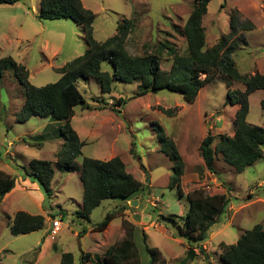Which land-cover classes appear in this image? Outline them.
I'll return each instance as SVG.
<instances>
[{
	"label": "rangeland",
	"instance_id": "1",
	"mask_svg": "<svg viewBox=\"0 0 264 264\" xmlns=\"http://www.w3.org/2000/svg\"><path fill=\"white\" fill-rule=\"evenodd\" d=\"M39 1L0 4V58L11 56L24 65L30 83L35 86L57 81L60 77L57 69L86 50L81 25L72 19L38 18ZM81 2L94 14L93 36L98 41L115 34L122 18H130L134 25L125 45L130 54L152 53L162 44L179 54L185 52L186 41L181 32L193 0ZM235 9L240 21L254 25L238 33L246 43L239 40L232 53L236 69L246 75L264 73V0H211L202 18L206 47L228 34L229 19ZM160 54L159 67L168 70L171 57L166 49ZM102 68H108V62H103ZM76 85L86 101V106L74 107L71 119L72 128L84 141L81 154L75 158L72 170L55 169L50 196L42 190L21 189L22 183L18 181V188L0 199V264H59L63 252H71L75 263H79L82 252H88L91 260L86 264H99L105 250L125 236L123 219L136 225L134 239L142 264H148L151 256L144 248L141 231L146 235L148 247L158 253L154 264L161 261L222 264L221 245L235 243L255 224L264 225V144L263 156L240 173L216 155L214 175L206 169L200 154V144L207 134L213 136L212 147L219 135L233 134L238 105L227 102V90L242 91V83L218 74L199 90L192 103L166 89L138 95L137 82H114L109 93H103L92 78H79ZM119 98L124 102L120 104ZM248 99L246 121L264 127V110L260 104L264 90L252 92ZM23 100V90L12 72L3 71L0 170L17 179L24 177L23 167L31 159L54 162L55 152L63 143L59 122L39 117L17 121ZM160 129L173 139L184 164L180 179L183 193L203 188L208 194L225 193L229 200L226 209L211 224L207 239L195 245L197 254L192 259L185 258L188 245L179 232L188 201L185 194L168 187L173 161L163 149ZM85 156L100 160L118 156L127 171L143 183L129 200H102L92 209L88 222L76 215L82 205L79 175ZM38 193L43 196L42 201ZM130 200H136L137 205L131 206ZM123 205L126 207L121 208ZM19 210L43 215V227L27 234H11L8 222ZM111 211L119 212L104 230H95V225ZM57 216L61 218V227L51 234L50 220Z\"/></svg>",
	"mask_w": 264,
	"mask_h": 264
},
{
	"label": "trees",
	"instance_id": "2",
	"mask_svg": "<svg viewBox=\"0 0 264 264\" xmlns=\"http://www.w3.org/2000/svg\"><path fill=\"white\" fill-rule=\"evenodd\" d=\"M20 1L22 0H0V4H14ZM210 1L193 0L191 11L181 32L186 41L183 54L162 44L155 52L132 55L125 45L126 38L133 29V19L122 18L115 34L104 41H98L93 36L94 14L83 6L81 0H40L37 17L72 19L80 24L86 50L82 55L57 69L60 74L57 81L43 86L30 83L26 67L11 56L0 58V78L3 71L10 70L23 90L24 100L17 113V121L25 122L31 117L49 118L60 123L59 133L63 138L60 149L55 152V161L31 159L28 166L23 167V178L35 183L46 196H50L52 193L50 184L55 169L70 171L74 168V160L81 154L84 145V141L71 126L74 107L84 104L86 106L85 98L76 85V80L79 78L94 79L103 93H109L114 87V82H137L138 95L166 89L181 94L184 100L190 103L194 101L199 90L218 74L240 82L244 85L242 91L227 90V102L238 105L235 111L233 134L219 135L213 147V136L207 134L200 144V154L206 169L214 175L216 155H220L238 173L261 158L264 127L248 123L246 116L249 110L248 96L258 89L264 90V73L256 71L249 75L241 74L236 69L232 57L237 42L240 40L246 43L238 33L252 29L254 25L250 21H240L238 11L235 9L229 19L228 34L222 36L211 47H206L202 18L207 12ZM163 49H166L171 57V66L168 70L159 67L160 53ZM103 62H108V68H102ZM118 102L121 104L124 99L119 98ZM260 104L264 110V99ZM165 112L169 113L167 110ZM160 132L163 149L168 151L167 154L173 161L168 187L176 188L180 194H185L188 201V210L179 232L180 236L186 238L188 245L185 258L192 259L197 254L195 245H200L207 239L211 224L226 209L229 200L225 193L208 194L203 188L183 193L180 179L184 164L180 153L173 139L164 135L162 129ZM79 178L82 182L83 194L82 205L76 215L87 222L92 209L102 200L113 198L121 201L129 200L143 186L142 182L127 171L126 165L118 156L108 160L83 157ZM16 179L0 170V199L18 188ZM124 207L126 206L123 205L121 208ZM118 212L107 213L94 229L104 230ZM44 221L45 217L41 214L32 215L19 210L9 220L8 226L11 234H27L41 229ZM122 225L125 236L105 250L99 258V264H142L134 239L137 233L136 225L124 219ZM141 232L144 248L151 256L148 264H154L158 253L148 247L146 235L144 231ZM221 246L222 264H264V225L255 224L243 232L235 243ZM90 256V253L82 252L79 263H75L71 252H63L59 264H86L91 260ZM159 264L165 262L161 261Z\"/></svg>",
	"mask_w": 264,
	"mask_h": 264
},
{
	"label": "crops",
	"instance_id": "3",
	"mask_svg": "<svg viewBox=\"0 0 264 264\" xmlns=\"http://www.w3.org/2000/svg\"><path fill=\"white\" fill-rule=\"evenodd\" d=\"M50 122V121H49ZM47 125V124H46ZM45 125V126H46ZM52 161V160H51ZM18 181H20L21 183H22V186H21V189H23V188H25V189H27V190H29V191H34V192H39V187L35 184V183H31L28 179H26V178H20V179H16V182H17V184H18ZM16 190V189H15ZM12 192H14L13 190L10 192V193H8L4 198H6V197H8ZM38 196H39V199L42 201V199H43V196L40 194V193H38ZM3 198V199H4ZM2 200V199H1ZM138 224H141V222H138Z\"/></svg>",
	"mask_w": 264,
	"mask_h": 264
},
{
	"label": "built area",
	"instance_id": "4",
	"mask_svg": "<svg viewBox=\"0 0 264 264\" xmlns=\"http://www.w3.org/2000/svg\"><path fill=\"white\" fill-rule=\"evenodd\" d=\"M60 227H61V218H60V216H57L56 218H52L50 220L49 232L51 234L55 233Z\"/></svg>",
	"mask_w": 264,
	"mask_h": 264
},
{
	"label": "water",
	"instance_id": "5",
	"mask_svg": "<svg viewBox=\"0 0 264 264\" xmlns=\"http://www.w3.org/2000/svg\"><path fill=\"white\" fill-rule=\"evenodd\" d=\"M129 204H130L131 206H135V205H137V201H136V200H130V201H129Z\"/></svg>",
	"mask_w": 264,
	"mask_h": 264
}]
</instances>
